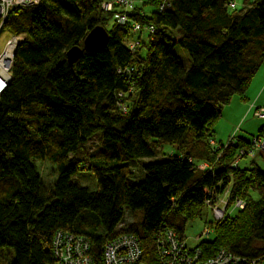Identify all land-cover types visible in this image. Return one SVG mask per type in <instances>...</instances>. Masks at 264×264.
Segmentation results:
<instances>
[{
	"label": "trees",
	"instance_id": "1",
	"mask_svg": "<svg viewBox=\"0 0 264 264\" xmlns=\"http://www.w3.org/2000/svg\"><path fill=\"white\" fill-rule=\"evenodd\" d=\"M101 1L40 0L4 22L21 38L0 91V247L13 252L0 264L51 262L57 229L84 236L93 264H102L103 243L121 233L136 237L146 264H159L153 234L170 228L184 237L204 207L203 189L225 186L245 204L205 224L212 236L197 242L201 255L219 249L264 254V170L225 166L236 147L264 130L236 137V147L209 144L222 107L233 96L243 98L264 61V0H242L231 10L233 0H167L161 10L162 0L140 1L129 14L140 33L115 23L111 12L100 10ZM140 5L154 11L143 13ZM95 25L105 28L107 40L87 50L82 38ZM132 39L138 43L130 50ZM74 45L81 54L69 63L65 52ZM176 45L189 66L174 54ZM128 66L133 71L124 73ZM96 132L99 145L87 151L84 144ZM162 144L176 152L143 161ZM41 159L55 167L47 186L33 163ZM136 161L144 173L138 181L127 164ZM199 161L211 171L199 170ZM82 169L93 173L95 190L73 178ZM123 208L132 220L118 230Z\"/></svg>",
	"mask_w": 264,
	"mask_h": 264
},
{
	"label": "built area",
	"instance_id": "2",
	"mask_svg": "<svg viewBox=\"0 0 264 264\" xmlns=\"http://www.w3.org/2000/svg\"><path fill=\"white\" fill-rule=\"evenodd\" d=\"M40 0H0V29L9 13L14 10L26 9L37 5ZM134 0H103L99 8L103 12L112 13L115 23L130 26L132 33L142 32L140 24L130 18L129 14L134 8ZM167 6V0H162L158 6L161 10ZM144 31L151 33L152 26H144ZM20 34H13L8 31V35L0 50V91L4 88L10 77L12 57L14 50L20 41ZM135 39L129 40L127 46L130 50L137 45ZM133 71L128 66L124 73ZM252 115L264 117V106L250 104ZM123 110V107H120ZM237 138L230 135L226 141L217 143L209 140V144L216 149L225 145L237 146ZM256 153H264V134L252 135L248 139L246 146H238L230 161L225 163L228 168L237 166L239 158ZM199 170L211 171L210 165L206 161L196 163ZM204 206L209 207L213 215V221L217 222L225 217L231 209H241L245 201L238 196H231L229 186H225L218 192L214 187L203 189ZM230 206V209H228ZM211 229L203 226L196 234L195 238L201 240L207 237ZM155 254L159 264H264V254L257 257H246L229 250L219 249L213 255L203 257L201 250L196 244L188 246L184 237H179L170 228H162L153 234ZM49 251L52 261L46 264H93V257L90 253L88 240L81 235L70 231L57 229L52 233ZM102 264H146L141 258V249L136 237L131 233H121L105 241L101 248Z\"/></svg>",
	"mask_w": 264,
	"mask_h": 264
},
{
	"label": "rangeland",
	"instance_id": "3",
	"mask_svg": "<svg viewBox=\"0 0 264 264\" xmlns=\"http://www.w3.org/2000/svg\"><path fill=\"white\" fill-rule=\"evenodd\" d=\"M135 1V6L140 3V1H147V0H134ZM242 0H233V7L231 9H239L241 7ZM141 7V5L139 6ZM141 11L143 13H151V11H154L153 6H144L141 7ZM229 11V10H228ZM8 35V31L5 28L0 29V50L3 46V42L5 38ZM173 52L177 56L178 60L185 66H189L190 60L186 54V52L181 49L179 46H174L173 47ZM264 62V61H263ZM264 98V94L261 95ZM250 117L246 119V122L244 124V130L243 127L241 126V130L238 132H245L244 134L246 136H249L251 134H255L259 128H263L264 130V117H255L251 113L249 115ZM99 140H100V135L99 132L94 133L90 138H88L84 144V147L87 151H91L95 149L99 145ZM226 140H223L224 142ZM176 149L175 146L169 145V144H162L160 148L158 149V153L154 157H149V158H144L143 161H159L165 159L167 154H172L175 153ZM35 168L38 172L41 184L43 186H47L51 183V181L55 177V167L46 159H41V160H34L33 161ZM130 170H131V178L134 181L141 180L144 176V173L141 170L140 162H128L127 163ZM258 168L259 170H264V153H256L253 156L245 155L241 158H239L237 162V168L238 169H244L248 170L252 167ZM73 178L80 184L85 187H87L89 190H95L96 189V181L94 178L93 173L90 171H87L85 169L77 171L74 175ZM250 197L253 200H257L258 195L256 192L253 191H248ZM230 209V206L229 208ZM237 209H231L228 213V215L234 213V211ZM132 220V217L130 215V212L127 208H123V217L120 221V223L117 225L116 229L120 230L122 229L125 225L130 223ZM213 215L209 210V207L204 206L201 210V214L198 218L193 220L190 223H187L185 226V229L183 231V235L185 238V241L188 246L192 247L199 240L195 238L196 234L201 230L203 226L207 223L214 224L213 221ZM212 236V230L209 231L208 235L204 239H209ZM13 259V252L11 248L7 246L0 247V261L3 263L9 262Z\"/></svg>",
	"mask_w": 264,
	"mask_h": 264
},
{
	"label": "crops",
	"instance_id": "4",
	"mask_svg": "<svg viewBox=\"0 0 264 264\" xmlns=\"http://www.w3.org/2000/svg\"><path fill=\"white\" fill-rule=\"evenodd\" d=\"M263 88L264 62L250 80V83L243 93V98L241 99L237 96H233L230 101L222 107L220 118L213 127V138L215 141L222 142L230 135L241 139L248 138V136L244 134L245 132L242 133L238 131L241 130V126L243 127V131H245L244 124L246 119L250 117V113L252 114L250 104L256 106L264 104V98L262 97L261 99Z\"/></svg>",
	"mask_w": 264,
	"mask_h": 264
},
{
	"label": "water",
	"instance_id": "5",
	"mask_svg": "<svg viewBox=\"0 0 264 264\" xmlns=\"http://www.w3.org/2000/svg\"><path fill=\"white\" fill-rule=\"evenodd\" d=\"M107 40V32L101 25H95L82 38V46L87 50H93L102 47ZM81 54V48L78 45L71 46L65 52L67 62L73 63ZM7 83V82H6Z\"/></svg>",
	"mask_w": 264,
	"mask_h": 264
}]
</instances>
